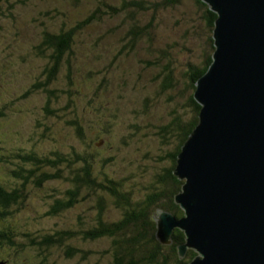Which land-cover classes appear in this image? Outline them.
<instances>
[{
  "label": "rangeland",
  "instance_id": "rangeland-1",
  "mask_svg": "<svg viewBox=\"0 0 264 264\" xmlns=\"http://www.w3.org/2000/svg\"><path fill=\"white\" fill-rule=\"evenodd\" d=\"M209 7L203 0H14L9 10L0 13V109L5 111L0 116V160L6 159L1 154L11 156L4 154V147L10 152L25 147L43 158L56 152L48 157L54 164L47 159L37 164L11 162L14 166L25 163L27 177L24 183L9 178L12 186L24 185L22 199L27 197L18 205L21 212L16 219L38 238L57 230L73 231L78 219L85 221L82 226L91 233L84 241L82 233L75 231L72 239L62 242L58 254L47 256L45 264H113L119 247L111 244L112 237L94 234L99 215L104 223L115 225L116 218L141 214L137 203L146 196L157 200L161 194L159 201H167L171 192L174 199L179 193L161 177L174 164L173 156L166 155L178 143L169 123L193 117L187 103L196 87L187 73L200 70L208 52H213L209 42L213 31L206 17ZM79 23L57 78L41 85L51 52L42 55L37 50L44 31L66 30ZM47 89H55L61 98L52 97L47 105ZM66 105L67 109H60ZM54 109L55 113H49ZM38 127L39 131L47 127L49 133L37 134ZM88 151L92 154L84 158L93 181L91 197L78 198L69 208L46 214L54 199L74 200L66 195L74 186L70 173L81 172L85 160L81 152ZM43 171L57 176L39 185L36 179ZM113 188L126 194L130 203L123 196H113ZM98 196L104 201L105 213L100 214L91 203ZM157 208L171 211L154 205L156 215ZM131 224L132 238L137 222ZM178 229L174 227V232ZM182 242H176L177 246ZM20 247L27 244L12 249L13 264L27 260V253L17 256ZM83 248L90 251V262L80 252ZM76 249L79 252H73ZM196 249L187 248L182 257H191L187 264L199 254Z\"/></svg>",
  "mask_w": 264,
  "mask_h": 264
},
{
  "label": "water",
  "instance_id": "water-1",
  "mask_svg": "<svg viewBox=\"0 0 264 264\" xmlns=\"http://www.w3.org/2000/svg\"><path fill=\"white\" fill-rule=\"evenodd\" d=\"M217 14L215 50L196 81L199 120L174 174L183 215L157 208L156 235L172 227L199 251L189 264H264V0H203Z\"/></svg>",
  "mask_w": 264,
  "mask_h": 264
},
{
  "label": "trees",
  "instance_id": "trees-1",
  "mask_svg": "<svg viewBox=\"0 0 264 264\" xmlns=\"http://www.w3.org/2000/svg\"><path fill=\"white\" fill-rule=\"evenodd\" d=\"M13 1L14 0H0V13H4L6 10H9L7 8L10 5H12ZM171 1L177 2L178 0H171ZM207 10H208L207 12L208 16L206 17H208L209 19L207 23L210 29L213 31L217 14L214 11H212L210 8H208ZM88 20L89 19H86L85 21L87 22ZM80 26L81 23L66 30L60 29L55 32L53 31L50 32L46 30L44 31L42 35V39L37 46V50L39 54L42 55L45 54L47 50L51 52L46 57L48 61H50V65H47L44 69V73H43L44 80L40 81L41 85L46 86L57 78L58 73L61 70V64L64 58L63 55L67 54V52L69 51L71 45L73 44L74 38L77 32L79 31ZM210 37L211 38L209 39V42L214 52L215 50L214 38L213 35ZM213 52H208L201 69L197 67V69L200 70L195 71L194 73H189V72L187 73L192 77L191 80L193 81L194 88L196 87L195 84L196 80L202 74H204L208 69V66L213 59ZM46 91L49 90L47 89ZM55 93H56L55 89L49 91L48 93L49 95L47 97L48 98L47 105L51 101L52 97L58 96L59 98H61V95H55ZM187 105L192 109L193 117L186 119L184 121H180L181 120L180 118H176L174 121H171L169 123L175 130V132L174 130L171 132L174 133V136H177L178 143L176 149L174 150L175 152L173 151L174 153L170 152L169 154L167 153L166 155V156H170V155L173 156L174 164L169 169L166 168L164 173H161V177L168 180L169 182L168 181L167 182L171 183L172 189L176 192H179L181 190L183 184V180H181L178 176L174 174V168L177 163L178 153L182 149L183 142L190 135L191 131L195 128L199 120V112L201 106L198 103V101L195 99L194 92L191 98L188 100ZM68 106L69 105L60 107V109H67ZM48 111L49 113L56 112L55 109ZM4 114L5 111L3 109H0V116H3ZM47 127H49V125H47ZM47 127H44L43 131H39V127H38L36 131L37 134L43 132L42 135L46 136L49 133V130H46ZM166 131L167 129H165L164 132L166 133ZM81 134L82 132L80 133V135ZM165 136L166 138L169 137V135H165ZM3 142L6 143L7 141L3 140ZM4 149H5L4 154H8L11 156L7 157L5 155L2 156L3 154H1L2 159H4L5 157L7 160L6 159L0 160V162H9V165H7V163L5 166L0 165V171L1 170L5 171L3 176L0 175V264H8V262L9 264H11L13 260L11 258L12 249L13 248L17 249L22 244L23 245L27 244V247H20L21 249H18L17 256L20 257V255L23 256L24 253H27L26 254L27 260L25 262H20L19 264H45V261L47 262L48 255L52 257L59 253L60 251L59 247L64 245L62 242L63 241L65 242L67 237H70L69 239H72L71 236L73 235L75 236L76 232H79L82 233L81 236L82 240L84 241L88 240L91 233L90 231L88 232V229L86 227L82 226L85 223V221H83L82 219H78L77 222L78 224L74 223L73 231L66 232V231L57 230V231H53V233L44 234L40 238L36 237V235L35 236L32 235L31 233L32 231L26 228L24 224L20 222V219H16L17 213L21 212L20 209L18 208V205H21L22 204L21 202H24L27 199V197L24 200L22 199V192H23L22 186L24 185L12 186V182L9 179L10 176H14L16 179H19L21 183L26 182L27 181L26 174H23L26 171L25 163L37 164L47 159L54 164L55 161H51V159H49L48 157L50 154L55 155L56 152L51 151L47 156V158L46 157L43 158L39 156L36 152H34V150L30 151L29 153L27 152V150H25V147H21V146H18L17 148H11L12 152H10L8 147H4ZM22 151L24 152L20 153ZM91 154H92L91 151H88V153L86 154H83L81 152V156H82L81 158L85 159L83 160V165L79 169L81 172L70 173V178L73 180L74 182L73 185L75 187L73 186L74 189L70 188L69 190H67L68 194H66V192H63V194L69 195L71 197L73 196L74 200L72 199L67 201L66 196L62 200L58 199L56 201V199H54L52 206L46 211V214H55L58 212V210L67 209L70 207L72 203L75 202L74 204H76L78 198H81L82 200H86L87 197H91V194L89 192L94 190L92 189L94 188L92 186L93 181L92 179H89L90 175L86 167V158H84ZM15 160H19L20 162H24L25 160V163L22 165L14 166L11 162ZM74 160L76 161L77 159L75 158ZM75 161H72V163H74ZM32 172L33 171H30L29 174ZM56 176H57L56 173L43 171L40 175L37 176L36 182L39 185H41L43 182L47 180L56 178ZM163 183L165 187L166 182L162 181V184ZM161 189L163 191H166V189L164 188ZM82 191H86L87 195L81 196ZM113 191H114L113 196L117 198H119V196H123L126 200V203H130L129 197L126 194L124 196L122 193L117 192L118 190H115L114 188ZM166 193H164V195ZM160 196L161 194L157 195V200L153 195L150 196L149 198L146 196V199H144V201H139L137 203V205H139V207L142 208L141 214L139 211L138 214H136L137 213L136 212V213H132L131 215L126 214L125 217L123 218L121 217L120 219L116 218L115 225L114 223L112 224L106 222L104 223L103 218H101L99 215V218H97V225H96L99 227V229L95 231L94 234L95 235L99 234L98 237L100 236L112 237L113 241H111V244H113L114 247H119L118 250H116V252L118 253L116 255H113L114 256L113 264H160V263L170 264V261L175 262L176 264H187L189 260H191V257L190 259L189 257L181 258L178 253V247L176 242L178 241L182 242L183 240H185V234L183 233L182 230L180 231L178 229L174 232V237L176 241H174L170 245L162 244L157 238L156 223L153 218L154 205H156V207L169 209L172 212L176 211V213L178 212L177 214L179 215L183 214V210L180 207V205H178L175 202L172 192L170 193V196L172 197H169V195L166 196L168 198L167 201H159ZM155 200L156 203H154ZM91 203L94 204L95 206L97 205L100 214L105 213L104 201L103 200L101 201L99 196ZM166 204H168V206H166ZM134 222L135 223L137 222V224L135 225L137 234H135V237L131 238L130 237L131 231L129 226L133 225L131 223ZM79 227H82V230L79 229ZM7 248L9 249V252L7 251ZM84 249L85 248L81 249L80 252H82L83 255L86 256V259L90 262L89 259L90 251H83ZM32 251H34V254L32 253ZM76 251L79 252L77 249L73 250V252ZM69 253H71V251H69ZM160 258L163 260H161Z\"/></svg>",
  "mask_w": 264,
  "mask_h": 264
},
{
  "label": "bare ground",
  "instance_id": "bare-ground-1",
  "mask_svg": "<svg viewBox=\"0 0 264 264\" xmlns=\"http://www.w3.org/2000/svg\"><path fill=\"white\" fill-rule=\"evenodd\" d=\"M210 65V64H209ZM163 211H167V212H169V213H171V214H173L174 216H176V214H174L173 212H171V211H168V210H163ZM158 215H159V213H158ZM183 215V214H182ZM182 215H180V216H182ZM156 227H157V225H156ZM172 233H171V237L173 238V233H174V227H172V231H171Z\"/></svg>",
  "mask_w": 264,
  "mask_h": 264
}]
</instances>
